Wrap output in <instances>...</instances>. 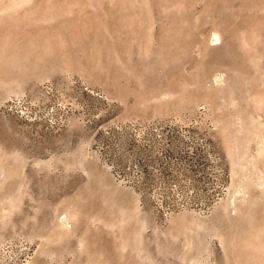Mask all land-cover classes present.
<instances>
[{
	"label": "rangeland",
	"instance_id": "1",
	"mask_svg": "<svg viewBox=\"0 0 264 264\" xmlns=\"http://www.w3.org/2000/svg\"><path fill=\"white\" fill-rule=\"evenodd\" d=\"M0 264H264V0H0Z\"/></svg>",
	"mask_w": 264,
	"mask_h": 264
}]
</instances>
